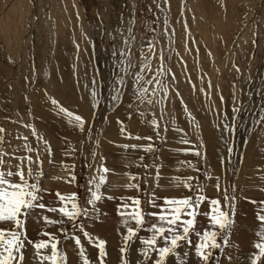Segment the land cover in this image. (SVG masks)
I'll return each instance as SVG.
<instances>
[{"label": "rangeland", "instance_id": "374dc122", "mask_svg": "<svg viewBox=\"0 0 264 264\" xmlns=\"http://www.w3.org/2000/svg\"><path fill=\"white\" fill-rule=\"evenodd\" d=\"M129 28L133 29L131 34ZM149 41H153L151 51ZM121 48L131 56L132 67L127 74L119 63ZM145 56L150 60L145 61ZM142 62L149 67L141 69ZM137 71H142L145 80L153 79L146 85L143 103L134 95ZM117 76L125 77L123 85L115 83ZM155 78L167 86L166 97ZM262 78L264 0H0L3 169L15 172L19 157L31 155L35 161L39 155L43 173L40 184L46 189L41 193L42 202L58 206L56 191L75 192L91 216L79 221L91 240L78 228L74 231L68 222L63 225L68 233L65 238L60 224L45 225L42 219L47 215L59 220L58 213L34 209L25 226L28 238L47 239L41 231L53 233L66 264H83L80 248L72 239L78 236L90 264H100L95 246L99 237L106 241L104 264H120L122 236L126 234L117 214L120 197L139 196L145 212H159L160 207L148 204L149 197L154 194L156 204L163 205L164 197L194 196L197 188L177 187L173 180L193 177L191 183L203 185L204 195L218 198L222 208L225 190L229 197L235 196L234 215L229 210L233 223L228 244L223 246L218 237L222 250H213L210 264H251L252 254L259 251L255 247L260 242L257 213L264 214V120L260 117L261 94L257 92ZM114 85L121 92L116 101L111 99ZM93 86L99 100L95 107ZM153 89H157L155 97ZM148 98L153 100L151 105ZM236 103L243 104L246 111L239 113L236 131L225 132L224 124H231ZM61 107L81 115L87 121L86 130L81 132L69 124V118L59 111ZM154 117L159 125L155 130L149 123ZM27 125H33L37 135ZM136 136H151L152 140ZM182 138L189 143H182ZM45 140L51 146V155L45 151ZM149 142L154 146L151 152L142 147H123ZM25 144L33 151L27 152ZM228 147L232 149L230 154ZM193 148L200 156L194 151H180ZM101 162L110 171L101 188L105 196L97 201L98 212L93 214L86 202L88 180ZM65 165L73 167L65 169ZM156 165H160L158 181ZM69 172L75 176L71 183ZM129 175L138 178L132 182L139 183V190L124 187ZM209 205V200L201 202L196 217L195 229L201 233L211 227L204 215L211 211ZM145 219L148 224L156 222V218ZM148 235L142 229L129 241L125 253L128 264H137L138 260L152 264L155 260V253L145 261L138 251L142 246L139 237ZM191 239V247L182 242L176 252L184 264H201L194 251L198 240L195 233ZM22 251L23 264H41L31 244L26 242ZM50 251V247L41 250L44 254ZM109 253L115 254L113 261ZM166 264H178L176 256L170 254Z\"/></svg>", "mask_w": 264, "mask_h": 264}, {"label": "snow or ice", "instance_id": "6c2138e0", "mask_svg": "<svg viewBox=\"0 0 264 264\" xmlns=\"http://www.w3.org/2000/svg\"><path fill=\"white\" fill-rule=\"evenodd\" d=\"M167 2V0H165ZM134 22V21H133ZM167 24V20H165ZM186 27V25H185ZM133 31L132 28L128 29V32L131 34ZM134 39V37H133ZM125 45H128V40L124 41ZM79 46L77 45V48ZM149 51L153 49V41H149L147 44ZM141 55H144L141 51ZM116 56V52L113 51V57ZM150 58L145 56V61H149ZM161 61H163V55L161 54ZM120 64L123 65L122 71L127 74L131 65V56L125 54L123 48L120 49ZM234 67L235 64L233 65ZM141 69L149 67L148 63L142 62L140 65ZM239 72V68H236ZM162 72V69L160 70ZM119 85L125 83L124 76H117L116 82ZM133 83L135 85L134 95L142 103L145 99V94L148 91L146 85H151L153 79H144L142 71H137L134 76ZM155 83L162 88V91L166 97L168 88L166 85L162 84V81L158 78H155ZM95 85V81L93 82ZM209 87L211 84L209 82ZM234 92V90H233ZM258 94H261L262 104L260 105V117L264 120V78L261 79V88L257 90ZM114 93L111 97L113 101L119 100L121 98L120 89L114 85ZM91 95L94 98L95 107L99 103L97 99V92L95 86L91 89ZM157 95V89L152 90V96ZM249 96L252 95V92L248 93ZM233 101L236 100L235 95L232 97ZM223 100V97H221ZM149 105L153 103L151 98L147 99ZM54 105L57 104L56 100H52ZM59 111L64 113L69 119L68 123L72 124L79 131L84 132L86 130L87 121L78 114H75L69 111L66 108H59ZM241 111H246V108L243 104L236 103L233 106L231 124L225 123L223 130L225 132L234 133L237 128L236 121L239 119V113ZM143 115V113H141ZM190 115V114H189ZM154 130L159 127L158 121L155 117L149 122ZM27 127L32 128V134L37 135L35 127L33 125H27ZM4 129L0 128V132H3ZM179 131H182L180 129ZM89 138L91 139V127L88 126ZM123 132V127L121 128ZM129 135H131L129 133ZM157 137L159 138V133L156 132ZM136 139H145L151 141L152 137H140L136 136ZM27 139L26 137L24 138ZM37 139H43L42 137L37 136ZM2 141V137H0ZM182 143L188 144L189 141L186 139L181 140ZM96 144H99V141H95ZM45 151L51 155V146L45 140L44 141ZM123 147H132L133 149L137 147H142L146 151L151 152L153 150V144L147 143L145 145H123ZM201 147L203 144L201 142ZM24 148L27 152H32L33 150L27 144L24 145ZM180 151H194L195 155L200 156L198 149H180ZM227 151L231 153V147H228ZM96 153L93 151L92 156L95 157ZM20 163L15 165L16 171L11 170L5 171L3 169L4 161L2 156H0V224L8 225V227H0V264H23L24 253L23 249L27 244H31L36 251V255L39 256L41 264H44V261H47L48 264H66L65 254L58 249V237L49 232L41 231L42 236L48 237L47 239H39L32 241L28 238L26 233V223L29 214L34 209L46 210L52 213H58L61 217L59 220H53L49 216L44 215L42 219L45 222V225H55L60 224V231L65 234L67 238V230L63 227L65 222L71 223L73 229H79L83 231V234L86 238L92 239L90 234L84 231L83 223L79 222L80 218L88 217L91 218L89 214V208L83 207L78 202L77 193H68L62 194L59 191H56L55 195L59 201L58 206H50L43 203L42 192L46 191L43 189L40 184L41 176L43 175L41 170L42 160L38 155L33 160L31 155L21 156L18 158ZM142 160L143 157H140ZM103 161V157H101ZM182 163H188L190 167H195L190 162L184 161ZM33 164L36 165V168H33ZM11 167V166H10ZM65 169L73 167L72 165H65ZM91 167V165H89ZM147 167V166H145ZM160 165H156L157 174L156 179L159 180V169ZM26 170V171H25ZM110 169L104 166L101 162L99 166L94 170V174L88 180L89 187L87 192L89 193L87 204L91 205V212L93 214L98 212L95 205L97 201L101 200L105 194L101 191L102 186L106 183V173ZM68 175L71 177V180L68 182H73L75 176L72 172H69ZM16 177L17 179H13ZM138 179L137 177L129 175V183L124 185L125 188H135L139 190V183H133L132 181ZM193 177H173V180L176 181V186H183L185 189H193L194 187L198 189L195 195H183L181 197H164L163 205L156 204V197L153 194L148 199V204L152 207H160V211L156 212H145L141 207V199L139 196H129V197H120L121 203L117 206V214L121 218V224L126 229V234L122 236V246L120 248L121 259L120 264H128V261L125 259V253L128 248L129 241L134 240L137 237V234L140 230H145L149 233L148 236H140L141 247L138 249L139 253L144 257V260L147 261L150 259L153 253H155L156 258L152 261V264H166V258L172 254L176 256L178 264H184V260L181 259L180 254L176 252V249L181 245V243H186L188 246L193 245L191 239V234L195 233L198 238L197 242L194 245V251L196 257L199 259L201 264H210V260L213 257V250L221 249L222 244L218 241V237L222 238L223 246H227L230 234V228L233 223L229 215V210H231L234 215L235 210V196L229 197L227 195V190L224 193V208L221 207V201L218 198H209L204 195V186L203 185H193L191 183ZM219 178L217 177V180ZM217 190H219V183L216 185ZM107 199H115L113 196H107ZM209 200L211 211L205 212L204 215L208 217V223L211 226L209 229L203 231V233L196 231L195 223L196 217L199 214V208L201 202ZM264 205V202H261ZM264 211V208L261 209ZM145 216L156 218V222L148 224V221L145 219ZM257 218L261 222L260 230L257 232V235L260 237V242L255 244V247L259 250L254 252L251 256V264H264V214L257 213ZM134 222V223H133ZM145 225H148L145 227ZM72 239L75 240L76 245L80 248V255L83 260V264H90L87 259V256L84 253L83 246L80 244V238L73 235ZM106 241L100 239L99 237L95 238V246L98 248L100 264H104V257L106 256L105 251ZM50 247L51 251L49 254H44L41 252L42 249H48ZM188 253H184V258H187ZM230 259V258H229ZM137 264H142L141 261H137ZM218 264V262H217Z\"/></svg>", "mask_w": 264, "mask_h": 264}, {"label": "bare ground", "instance_id": "6f19581e", "mask_svg": "<svg viewBox=\"0 0 264 264\" xmlns=\"http://www.w3.org/2000/svg\"><path fill=\"white\" fill-rule=\"evenodd\" d=\"M25 46V45H24ZM23 62V61H22ZM113 132V131H112ZM114 133V132H113ZM110 134H112V133H110ZM169 146V145H168ZM117 148V147H116ZM168 156H170L169 155V153H167V152H165L164 153V157H166V158H168ZM165 177H168V176H163V178H165ZM112 180V179H111ZM115 181V180H114ZM48 189V188H47ZM264 189V188H263ZM172 190V189H171ZM210 197V196H209ZM54 214V213H53ZM111 250V249H110ZM113 258H115V254H111V253H109V259L111 260V261H113ZM238 264V263H237Z\"/></svg>", "mask_w": 264, "mask_h": 264}]
</instances>
